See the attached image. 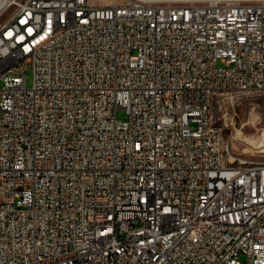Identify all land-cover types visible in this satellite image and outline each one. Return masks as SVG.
I'll use <instances>...</instances> for the list:
<instances>
[{
  "label": "built area",
  "instance_id": "2783aa9c",
  "mask_svg": "<svg viewBox=\"0 0 264 264\" xmlns=\"http://www.w3.org/2000/svg\"><path fill=\"white\" fill-rule=\"evenodd\" d=\"M245 84L264 0L0 1V264H264V169L204 126Z\"/></svg>",
  "mask_w": 264,
  "mask_h": 264
},
{
  "label": "rangeland",
  "instance_id": "374dc122",
  "mask_svg": "<svg viewBox=\"0 0 264 264\" xmlns=\"http://www.w3.org/2000/svg\"><path fill=\"white\" fill-rule=\"evenodd\" d=\"M94 3H119L122 0H91ZM24 75L26 85L29 86L32 80L31 64L24 63ZM230 96V95H228ZM221 97L218 96L212 106L211 112L217 123L224 125L223 146L228 158L237 163L240 159L246 163L264 162V151L258 152L249 143L250 139H264V93L258 95H235L232 98H239L241 101L235 106L234 113L226 114L227 121H217L216 118L222 117L223 110L220 109ZM116 116L125 118L124 109H117ZM229 146V147H228ZM230 148V150H229ZM234 154V155H231ZM240 261H244V255H240Z\"/></svg>",
  "mask_w": 264,
  "mask_h": 264
},
{
  "label": "bare ground",
  "instance_id": "6f19581e",
  "mask_svg": "<svg viewBox=\"0 0 264 264\" xmlns=\"http://www.w3.org/2000/svg\"><path fill=\"white\" fill-rule=\"evenodd\" d=\"M0 1L2 2L3 0H0ZM5 1L6 0H4V2ZM252 92H264V85L245 84V92H243V90L238 88V86H229L228 95L230 96H228V98H232L235 95H249V93H252ZM220 95H226V86H218L217 88H214L213 93L210 94L209 105H205V111H204V126H206L208 131L217 130V138H216V143H215L216 158L221 159V165L223 168H229V169L247 168L250 170L264 169V162L246 163L244 162L246 160L240 159V162L235 163L228 158L225 152L224 146H223L224 125L217 123L211 112V106L214 100ZM225 98L226 97H221V99H225ZM247 143L253 146V148H255L256 151L258 152L264 151V139H258V140L250 139V142H247Z\"/></svg>",
  "mask_w": 264,
  "mask_h": 264
}]
</instances>
